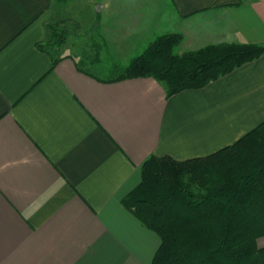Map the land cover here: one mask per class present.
<instances>
[{"label":"crops","instance_id":"crops-1","mask_svg":"<svg viewBox=\"0 0 264 264\" xmlns=\"http://www.w3.org/2000/svg\"><path fill=\"white\" fill-rule=\"evenodd\" d=\"M56 9L0 0V264H151L160 239L122 198L150 156L204 158L264 121V54L166 96L151 77L100 73L74 43L44 47ZM97 13L125 62L167 33L183 52L264 45V0H109Z\"/></svg>","mask_w":264,"mask_h":264},{"label":"trees","instance_id":"trees-1","mask_svg":"<svg viewBox=\"0 0 264 264\" xmlns=\"http://www.w3.org/2000/svg\"><path fill=\"white\" fill-rule=\"evenodd\" d=\"M181 40L178 33L156 36L116 79L151 77L171 96L202 88L264 54L256 43L176 54ZM140 175L121 204L158 235L151 264H264V246L257 244L264 237V121L204 158L152 155Z\"/></svg>","mask_w":264,"mask_h":264},{"label":"rangeland","instance_id":"rangeland-1","mask_svg":"<svg viewBox=\"0 0 264 264\" xmlns=\"http://www.w3.org/2000/svg\"><path fill=\"white\" fill-rule=\"evenodd\" d=\"M104 1L109 0H54L57 8L55 10L56 15L49 25L47 38L43 46L55 51L54 49L61 44L74 43L75 49L84 55L85 59L99 60L100 64L97 71L107 76H116L123 72V68L130 61L125 62V58L122 59L124 62L120 61L119 48L115 47L107 51L104 47L103 15L95 11V6H102ZM116 1L119 5L126 6L131 0ZM140 1L147 2V0ZM152 1L155 3L157 0ZM160 3L163 4V2ZM90 24L93 25L92 29H88ZM96 25H99L98 29H95ZM59 39H61V42H57ZM63 50H65V47H63ZM182 52L181 47L176 46L174 48V53L181 54ZM257 244L259 247H263L264 237L258 239Z\"/></svg>","mask_w":264,"mask_h":264},{"label":"water","instance_id":"water-1","mask_svg":"<svg viewBox=\"0 0 264 264\" xmlns=\"http://www.w3.org/2000/svg\"><path fill=\"white\" fill-rule=\"evenodd\" d=\"M95 10H96L97 12H99V10H100V6H99V5H96V6H95Z\"/></svg>","mask_w":264,"mask_h":264}]
</instances>
